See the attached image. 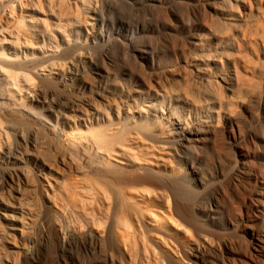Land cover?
Segmentation results:
<instances>
[{"label": "bare ground", "instance_id": "bare-ground-1", "mask_svg": "<svg viewBox=\"0 0 264 264\" xmlns=\"http://www.w3.org/2000/svg\"><path fill=\"white\" fill-rule=\"evenodd\" d=\"M53 2L0 0V202L21 201L24 191L35 202L31 227L8 224L15 233L6 237L0 226V240L21 250L7 264H24L33 249V264H264V127L249 122L236 103L242 100L251 119L264 125V96L250 97L259 49L264 57V0L231 3L244 29L237 37L225 33L233 51L223 57L241 70L235 67L228 78L232 89L214 81L215 95L209 73H129L137 77L136 89L114 94L112 73H88V53L113 41L102 34L99 0H70V7ZM162 5L156 14L138 11L135 20L172 24V11ZM181 6L180 19L207 22L206 2ZM196 38L165 32L145 42L150 51L183 55ZM121 53L133 69L126 59L133 51ZM192 65L196 72L203 64ZM139 94L145 105L130 108ZM155 99H174L206 115L197 122L188 114L176 119L173 109H156ZM211 100L226 108L229 128L206 109ZM152 110L160 116L148 121ZM230 135L234 148L257 152L252 172L239 165L243 159L227 171L222 162L217 168L202 162L196 170L180 156L184 145L195 143L188 150L199 162L200 143L217 148L230 144ZM193 188L198 192L189 199Z\"/></svg>", "mask_w": 264, "mask_h": 264}, {"label": "rangeland", "instance_id": "rangeland-1", "mask_svg": "<svg viewBox=\"0 0 264 264\" xmlns=\"http://www.w3.org/2000/svg\"><path fill=\"white\" fill-rule=\"evenodd\" d=\"M69 1L70 0H54L53 3L55 7H70L71 5ZM233 1L235 0H99L100 15H103L100 19L104 22L102 34L109 32L113 36V41L108 44H99L97 46L98 48H92L88 53L93 65L88 73H112L110 74L111 77L108 79L109 84L118 81L112 90L114 94L124 87H132L133 89H136V86L138 85L137 77L130 75L129 73H200L201 76L204 75L203 73H209L210 76L207 77L210 79V84L208 85L210 93L215 95L216 84L214 81H220L221 83L219 84L232 89L234 88L233 80H229L228 78L229 76L232 77L235 67H238L241 70V66L235 64L231 56L223 57L224 53L226 54L228 52L229 54V51H233L232 49L230 50L231 47L228 46V41L224 40V37L225 33L230 32L232 35H235L238 30L244 29V24L237 19V13L239 12L238 8H234L233 11V8L231 9V3H234ZM159 2L163 4V8L167 7L172 11V24L137 22L135 20L134 16H137L138 11L142 13L145 12L147 15L156 14L158 10L154 8H156V5ZM203 2L208 4L205 12L207 17V22L205 24L207 25L196 17H193L190 20L183 18L180 19L181 5L182 8H187L188 5L197 8V5ZM172 4H177V6ZM150 8H153V10H150ZM251 20L253 19H250L249 21ZM235 22L237 23L236 25H234ZM165 32H171L176 36L184 37L191 33H195L198 38L194 40L196 44L194 46L192 45L189 51L183 55L179 53L172 54L167 51L161 52L159 50L150 51L146 46V37L153 35L160 37L161 34H165ZM56 43L59 44V42ZM56 43L52 42L51 45L56 46ZM46 44L49 45L50 43ZM123 48L133 51L134 57L126 58L132 63L131 66L133 69L124 66L121 53L123 52ZM102 51L106 52V54H102ZM259 52L260 61L255 62V65L251 68L253 73H256L252 78L257 82L255 90L250 95V97L254 99L264 96V65L261 66L264 57L262 56V50L259 49ZM193 61H199V63L203 64L201 71L196 70L195 72L191 68V66H193ZM182 78H185V76L179 77L171 86L175 87L177 83L181 82ZM196 79L198 80V77ZM191 87L192 89H195L193 85H191ZM191 91L195 92V90ZM245 96L249 95L243 94L240 98ZM138 97L136 103L132 104L130 108L135 107V104L145 105L146 101L144 100H147L146 96L144 94H139ZM98 101L99 103L103 102L101 99H98ZM154 102H159L156 105V109H160V107H162L163 110L173 109L172 117L176 119H183L184 116L188 114L189 121L197 122L204 119L202 116L206 115L203 110L182 107V105L175 103L174 99H168L163 102L155 99ZM241 102L242 100L236 101L238 111L245 116L249 122L252 121L255 122L256 125L264 127L263 124L251 119V115L248 114L249 111L243 104H241ZM102 105H104V103ZM206 109H209L210 115H212L213 119H216V115H219L220 120L224 118L226 127H230V122L226 117L228 112L225 107L219 108L213 103V100H211L208 102ZM149 113H152L149 115H154V117L149 116L148 121L160 116V113L157 110L149 111ZM140 120L142 121L146 119L140 118ZM239 138L235 137V139ZM228 142L230 144H221L217 148L210 147L209 141L200 143L198 150L201 151V160L199 162L197 161L196 155L188 150L191 145H194L195 143L184 145L180 156L184 158V160L188 159L193 161L196 170H199V167L202 166V162H209V164H212L210 165L212 168H217L219 165L218 163L222 162L225 171H227L230 170V167L234 166L235 162H238V159H243V162H238L239 165L242 166L243 169L251 171V165L253 166L255 162H260V158L255 149H250L245 145L234 148L233 146L236 141H233L231 135ZM229 145H231L232 148H230ZM237 152L241 157L236 155ZM184 160L182 161L183 163ZM193 189L188 192L190 196H188L189 199L192 198L195 192H198V189ZM10 193L13 196L16 195V185L11 188ZM23 193L24 198L21 201H12V204L0 202V226L6 237L14 231L9 229L10 226L8 224H12L17 228L19 222L21 224L26 223L24 225L25 228H27V226L31 227L33 224L34 220L31 219V216L33 215L29 212V209H34L35 202L31 200L29 192L24 191ZM20 214L24 217H20ZM4 215L8 219L6 222L2 218ZM33 235L35 239H37L36 243H40L41 240H38L39 232L34 229ZM15 245L16 247L12 245L11 242L9 243L7 238L6 240H0V264H7L17 258L20 248L18 243ZM48 258L49 257L46 253L43 252L41 256L42 263H44L43 261H47ZM99 258H102V256L100 255ZM34 259L33 249L32 255L24 262V264H33Z\"/></svg>", "mask_w": 264, "mask_h": 264}]
</instances>
